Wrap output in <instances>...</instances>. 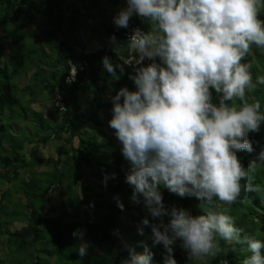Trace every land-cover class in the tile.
<instances>
[{"label":"clouds","instance_id":"9594fccd","mask_svg":"<svg viewBox=\"0 0 264 264\" xmlns=\"http://www.w3.org/2000/svg\"><path fill=\"white\" fill-rule=\"evenodd\" d=\"M262 9L264 0H126L113 17L124 38L135 26H130L134 16L149 25L144 31L136 24L128 37L127 48L135 56L126 62L128 55L125 64L134 65L129 79L135 90L125 86L110 98L108 125L129 164L130 200L146 211L138 232L150 229L153 245L167 252L164 264H177V241L194 264L226 254L220 241L246 245L251 255L243 264H264V241L242 235L228 214L242 191L261 190L252 177L258 162L264 163V148L248 167L237 153L255 151L249 133H258L264 123L260 102H249L247 95L264 85V76L253 83L252 63L242 62L253 46L264 51ZM109 43L114 50L122 48L115 35ZM145 60L150 61L146 66ZM102 64L114 78L116 68L124 73V66H114L107 56ZM115 178L116 173L105 174V186ZM162 188L180 198L195 197L200 214L167 207ZM115 200L123 210L118 196ZM72 235L81 241L78 254L87 255L91 245L83 239L84 230ZM141 244L142 252L126 245L121 264H153V252Z\"/></svg>","mask_w":264,"mask_h":264},{"label":"trees","instance_id":"16d2710c","mask_svg":"<svg viewBox=\"0 0 264 264\" xmlns=\"http://www.w3.org/2000/svg\"><path fill=\"white\" fill-rule=\"evenodd\" d=\"M66 1L67 5H64L65 0H0V31L9 41L5 57L0 54V181L14 182L19 197L10 212L5 213L0 208V237L5 235L4 245L11 249L10 256L8 254L10 264H121L128 255L126 245L142 252L141 242L153 252V264H164L167 252L162 245H153L149 237L150 229L145 227L143 235L138 232V227L142 226L143 217L139 216V212L143 205H134L126 198L123 210L116 204L115 197L119 192L132 193V188L125 182L128 162L123 158L121 149H110L109 142H99L104 132L99 127L96 113L103 111L108 123L113 107H108L110 98L125 86L135 90L129 79L131 71L125 64L128 48L127 39L122 35L124 29L119 32L121 49L102 45L95 50L83 51L80 41L87 34L85 28L91 33L96 21L88 13L85 25L75 29L74 21L78 19L79 12L69 11V6L73 4ZM66 12L69 18L65 17ZM100 15L103 13L100 12ZM41 16L47 19L50 29L38 37L29 35L35 40L25 42L27 35L22 27V32L20 30V20L33 25ZM259 18L264 20V9ZM104 23V19L96 22L105 27ZM136 24H140L144 31L149 30L147 22H139L134 16L130 26ZM52 37L54 41H50ZM39 38L41 41L37 43ZM44 41L49 44L50 54L38 46ZM105 56L114 66H124L123 74L116 68L118 78L105 71L102 64ZM242 62L252 63L253 83H256L257 72L264 74V51L253 46ZM69 64L77 68L71 85L64 83ZM46 65L50 68H44ZM31 67L34 68L31 75L33 86L29 85L31 82H26ZM15 79H21L23 84L19 86ZM43 93L50 102L59 95L65 104V110L53 120H48L43 112L32 107L33 101ZM77 93L88 95L87 107L77 104ZM213 95L214 102H218L215 93ZM247 95L249 102H260L264 112V85L258 84ZM51 105L54 109L53 103ZM4 115L11 118L10 123L2 122ZM21 124L24 125L23 131L19 130ZM108 129L112 130L109 125ZM263 129L264 123L260 131ZM260 131L249 133L255 149L253 153H237L243 165H249L257 153L258 134L264 137V132ZM105 139L110 141V136H105ZM51 146L54 156L44 161L37 153L39 149L48 151ZM259 164L264 166V163ZM112 173H116V178L109 179L105 186V174L110 176ZM258 175L257 172L253 174V183L261 186L262 190L259 193L242 191L228 214L243 230L242 235L251 238L249 231L252 229L254 239L264 241V180ZM23 176L29 180H21ZM56 191L62 197L60 205L54 216L45 217V209ZM161 191L167 207L175 205L189 209L193 215L200 214L197 207L200 201L195 197L180 198L167 189L162 188ZM5 194L1 193L0 204L9 197L8 193ZM81 207L86 215L94 216H87L84 222L79 221ZM133 208L138 214L133 212ZM6 223L17 226L10 230ZM77 229L84 230L83 239L91 245L83 257L78 254L81 241L72 235ZM178 243L173 252L177 264H194L187 260ZM220 244L227 253L207 258L200 264H243V260L251 255L244 244L229 245L224 241ZM103 248L105 252L100 251ZM1 254L0 260L6 264Z\"/></svg>","mask_w":264,"mask_h":264},{"label":"rangeland","instance_id":"374dc122","mask_svg":"<svg viewBox=\"0 0 264 264\" xmlns=\"http://www.w3.org/2000/svg\"><path fill=\"white\" fill-rule=\"evenodd\" d=\"M75 2L77 0H74ZM100 2V1H99ZM79 3L80 1H77L75 4H74V7L73 9H70L69 11L73 10V11H77L76 9H79L81 10L80 6H79ZM93 6V2H89L87 4V7H90V6ZM99 7H105V4L104 3H99L98 4ZM21 7V6H20ZM65 11V10H64ZM97 9L92 12L91 11V15L93 17H97L96 14H97ZM89 12V11H88ZM87 12V13H88ZM104 14V13H103ZM65 17L66 18H69V14L68 12H66L65 14ZM79 18V17H78ZM21 22V26H20V30L22 32V28H23V33L26 36V38L24 39L25 42L27 43H32L33 40H35L34 38H30L29 35H33V36H39L41 34H43V32L45 33L48 29H50L49 25H48V22H47V19L43 16L39 17V20H38V23H35L33 25H29L27 22L23 21V20H20ZM86 23V22H85ZM48 26V27H44V26ZM79 26V25H77ZM22 27V28H21ZM68 28V27H67ZM79 28V27H78ZM81 28V27H80ZM60 30L58 29L57 30V33L59 32ZM88 36V33L86 35H83V37H87ZM41 39L39 38L38 39V42L37 43H40ZM50 41H54V37L50 38ZM36 43V44H37ZM47 42L45 41L44 43H42L41 45L38 44L39 47L41 48H44V50L46 52H48L49 54L51 53V50L49 49V44L47 46ZM0 45H1V50H0V54H1V57H5L6 53L8 52V48H9V41L8 39L6 38V35L0 31ZM44 45V47H43ZM46 46H47V49H46ZM89 46V45H87ZM85 50H90L88 47H85ZM35 58V57H33ZM30 59V57H29ZM39 58L36 60L38 62ZM46 69L50 68L46 65V67H44ZM257 69V68H256ZM258 70V69H257ZM256 70V71H257ZM32 71H34V68H30V70L28 71L27 73V77H26V82L30 83L31 82V75H32ZM258 72H257V76H258ZM259 76H264V74L262 72H260V75ZM16 81V83L20 86L21 84H23V81L21 79H15L14 82ZM29 85H34L33 82H31ZM87 97V95H81V94H78V97L76 98V102L81 106V107H85L87 104V100H85V98ZM108 107L109 106H112V101H108ZM52 102H50V99H48L46 97V95L41 94L39 95V98H37L35 101H33L32 103V107L33 109H36L37 111L39 112H43L44 114V117L47 118L48 120H53L56 115H58V113L52 108V105H51ZM96 116H97V119H98V122H99V126L101 128V130H103V134L99 137V142H109V145H110V149L113 148L114 150H120L121 149V144L119 143V141L116 139L115 137V134H114V130L112 129L111 131H109L108 129V123L107 121L105 120V115L103 113V111H98L96 113ZM10 120L11 118H7L6 115H4L2 117V122L7 124V123H10ZM1 122V120H0ZM103 124V125H102ZM87 126V125H86ZM19 130L23 131L24 129V125L21 124L19 125ZM260 132H264V129ZM258 139H257V144H258V151L257 153L253 156L252 160L256 159L258 153L261 151L262 148H264V137L262 136V134H258ZM105 136H110V141L105 139ZM41 158H43L44 161H47L48 158L54 156V152H53V147L51 146L49 148L48 151H45V150H42V149H39L38 153H37ZM245 167H248V164L247 165H244ZM0 167H1V164H0ZM10 170V169H9ZM259 175L258 176H261L263 177L262 178V181L264 180V166L260 165L259 163L257 164V168H256V171ZM29 180V178H27V176H23V178L21 180ZM9 181H11V179L9 178ZM17 189L16 187V184L14 182L12 183H5L4 181H0V195L2 192H5L6 194L8 193L9 194V197L7 196L6 199H3V202L0 204V208L2 207L3 208V211L5 213H8L11 211V209L13 207H15V203L18 201V198L17 197L18 195L16 194L15 190ZM260 189L262 190V187L260 186ZM260 190V191H261ZM131 192L127 193V192H119L118 193V197L119 199L121 200L122 203H125V198L130 200V197H131ZM259 193V192H258ZM5 194V196H6ZM62 197H60V193L58 191H56L54 193V197L51 199V202L49 205H47L46 209H45V217H51V216H54L56 211H57V208L58 206L60 205V199ZM12 204H13V207H12ZM135 205V204H134ZM142 206V205H141ZM12 207V208H11ZM139 207V206H138ZM52 209V210H51ZM141 209V212H139V216H142L143 218L145 217L146 215V211L145 209L143 208H140ZM133 212L135 214H138V212L136 213V208H133L132 209ZM87 216H91L90 214L89 215H86V212L84 211V209L81 207L80 211H79V215H78V218H79V221L81 222H84L86 219ZM94 216V215H93ZM91 216V218L93 217ZM5 224H3V227H4ZM17 225L16 224H7L6 223V227H9L10 230H12L13 228L15 229ZM139 228V227H138ZM250 233V236L251 238L254 239V236H252V234L254 233L252 229H250L249 231ZM149 237H151L149 235ZM6 241V237L5 235H2V237H0V243L3 244L2 247H0V254L1 256H3V259L6 260V264H10V248L9 246H6L4 245ZM178 246L180 247V244L178 243ZM181 248V247H180ZM100 251H104V248L101 249ZM9 254V256H8ZM45 254V253H44ZM47 257V256H46ZM49 259V257H47ZM50 260H52V258H50ZM2 260H0V264H2ZM16 264V263H15ZM21 264V263H20Z\"/></svg>","mask_w":264,"mask_h":264},{"label":"crops","instance_id":"0c3cea01","mask_svg":"<svg viewBox=\"0 0 264 264\" xmlns=\"http://www.w3.org/2000/svg\"><path fill=\"white\" fill-rule=\"evenodd\" d=\"M68 1L73 4L72 7L69 6V10L73 9L74 4L77 1H80L79 6H80L81 10L76 9L79 12L77 14V16L79 18L76 21H74V28L75 29H81L83 27V25H85L86 16H88V15L91 16L94 19V21H96V22L102 21L103 19L105 21V23H104L105 27H103V25H101V26L97 25L95 22L93 31H91V33L87 30V28H85L87 33H88V36L86 38L83 37L80 41V43H81L80 45H81V47H83V51H87V50H85V47H88L90 50H95L102 45H109L110 46L109 38L113 35H115L116 39L120 42L121 37L119 36L120 35L119 32L123 31L122 30L123 28L118 29L114 25L113 17L118 12L119 9L126 7V0H121V1L120 0H77L76 2L74 0H68ZM89 2H93V6L91 5L90 7H87V4ZM99 3L100 4L104 3L105 7H100V9H98L96 5H98ZM67 4L68 3L65 0L64 5H67ZM96 9L98 10L97 14H96L97 17H93L91 15V11L94 12ZM87 12L90 14H88ZM100 12H102L104 14L100 15ZM77 25H79V26H77ZM106 28L108 30H105ZM148 29H149V27H148ZM87 45H89V46H87ZM47 46H48V44H47ZM47 46H46V49H47ZM43 47H44V45H43ZM90 50H88V51H90ZM77 51H79V49ZM78 94H81V93H77L76 98L78 97ZM87 98H88V95L85 98V100H87ZM86 104L88 105V103H86ZM87 105L85 107H87Z\"/></svg>","mask_w":264,"mask_h":264},{"label":"built area","instance_id":"2783aa9c","mask_svg":"<svg viewBox=\"0 0 264 264\" xmlns=\"http://www.w3.org/2000/svg\"><path fill=\"white\" fill-rule=\"evenodd\" d=\"M139 22H145V21H142L139 17H136ZM139 27L138 25H135V26H131L130 28H128V30L125 32L124 36L125 38L128 40V37L132 34L133 32V29ZM140 28V27H139ZM141 29V28H140ZM128 59L126 60V62L130 61L133 59V57L135 56V53L130 51L128 49ZM145 66L147 65V63H150V61H147L145 60ZM128 65V64H127ZM131 69V71L133 72L134 71V65H128ZM75 66L74 65H70V68H69V72H68V75L64 77V83L67 84V85H71V83H73L75 81V78H76V75L75 77L73 78L71 76V73L75 71L76 67L74 68ZM76 73H77V69H76ZM53 104H54V107L59 111V112H62L65 110V104L63 103V101L61 100V97L59 95H56L54 97V100H53Z\"/></svg>","mask_w":264,"mask_h":264}]
</instances>
